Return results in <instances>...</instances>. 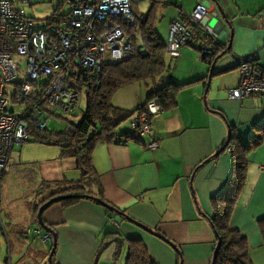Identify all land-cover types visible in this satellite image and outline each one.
Listing matches in <instances>:
<instances>
[{"label":"crops","instance_id":"obj_1","mask_svg":"<svg viewBox=\"0 0 264 264\" xmlns=\"http://www.w3.org/2000/svg\"><path fill=\"white\" fill-rule=\"evenodd\" d=\"M203 2L209 12L201 24L212 30L221 26L227 33L222 42L230 46L229 52L215 62L209 80V67L192 47H182L174 60L166 54L165 63L169 61L175 70L162 76L157 86L168 81L190 83L178 91L176 105L151 118V131L140 136L142 143L99 141L93 147L91 160L99 186L89 178L85 190L96 196L101 189L104 201L118 212L89 198L67 207L54 203L43 211L44 224L53 227L50 229L56 236L55 264H93L98 251L116 237L121 239L120 254L124 257L127 239L135 238L143 242L157 264H211L217 244L210 224L214 214L212 199L227 189L233 165L230 147L215 154L231 135L242 142L264 127V95L231 100L228 94L238 81L231 55L250 57L264 68V0ZM195 3L196 0L192 10ZM150 89L145 85L131 108L126 106L131 99L116 107L135 110ZM131 132L129 122L123 133ZM150 140L157 142L155 148L147 146ZM59 155L56 153L45 165L39 164L37 189L43 182L80 179L76 171L67 176L69 170H76L74 159ZM246 162L245 183L229 224L245 237L251 264H264L259 224L264 219V138L248 152ZM11 163L14 169L15 162ZM33 211L29 207L20 219L8 217L0 227V240L4 238L10 249L13 241L19 246L16 264H28V252L31 259L35 255L44 258V251L31 248L37 238L52 243L51 235L35 221ZM45 236L49 240H43ZM24 245L26 252L21 255ZM116 250L114 243L107 245L96 264H115L119 258L114 256Z\"/></svg>","mask_w":264,"mask_h":264},{"label":"built area","instance_id":"obj_2","mask_svg":"<svg viewBox=\"0 0 264 264\" xmlns=\"http://www.w3.org/2000/svg\"><path fill=\"white\" fill-rule=\"evenodd\" d=\"M69 10L51 13L46 27L35 28L34 19L13 2L0 0V179L13 169L11 155L53 121L62 123L79 107V71L97 80L102 67L129 59L133 48L129 35L115 23L133 26L138 19L131 0H62ZM209 9L196 0L194 9L183 20H173L167 32L166 54L171 59L191 38V26L201 28L216 42L217 34L201 21ZM211 54L207 48L203 50ZM231 55V54H230ZM237 59L238 81L228 90L231 100L264 95V73L253 60ZM161 110L152 98L145 109L130 120L135 134L151 131L150 118ZM149 148L157 142L150 140ZM43 240H49L48 236Z\"/></svg>","mask_w":264,"mask_h":264},{"label":"trees","instance_id":"obj_3","mask_svg":"<svg viewBox=\"0 0 264 264\" xmlns=\"http://www.w3.org/2000/svg\"><path fill=\"white\" fill-rule=\"evenodd\" d=\"M150 2L151 5L146 14L137 15L134 12L138 20L133 26H129L121 20H115V23L121 25V28L129 35L131 40L133 53L129 59L114 65H104L98 80L91 74L79 71L77 81L83 86L87 96L86 108L79 121L75 124H70L63 131H48V129H45L41 132H34L31 135L32 138L30 140L35 143L57 146L60 149V158L74 159L75 168L80 175L78 181L42 183L39 189L35 191V199L37 198V201L34 202L32 208L36 222H38V209L51 198L61 195H74L72 198L59 202L63 207L75 204L81 199L89 198L103 205L110 206L113 208L112 210L108 209L111 212H118L117 209L104 201L100 188L96 196L85 190L87 179L89 178L99 186L91 160L94 145L99 141L122 143L126 140H133L142 143L140 136L135 134L134 131L131 133H117L116 129L119 122L130 118L136 111L145 109L147 101L152 98L158 102L161 110L174 107L178 91L190 84L168 81L160 87L156 85L157 79L161 78L166 72V40L159 36L155 27L156 9L163 0H150ZM60 5L61 2L58 8L54 10V14L64 15V13L59 11ZM184 15L179 12L177 18L183 20ZM49 19L51 20L52 18L50 16L45 18L46 21ZM136 33H139L142 43L141 50L136 47ZM191 33V38L185 46L195 49L199 53L201 60L209 68L220 57L227 54L225 51L227 44L225 42H216L208 33L198 27L191 26ZM206 48L210 50L211 54L207 55L203 52ZM245 58L251 60L250 57H242V59ZM233 60L237 68V59L233 58ZM254 64L264 73V68H261L255 62ZM139 82L145 83L151 89L147 93L145 101L135 110L122 111L112 104V98L119 89ZM147 82L153 84L148 85ZM263 138L264 127L259 128V133L253 134L250 139L242 142L235 141L231 135L222 146L223 149L221 147L215 154L216 156L230 147L233 159L232 172L227 189L220 196L212 199L214 214L210 219V224L217 243L220 242V247L215 257V264H251L245 237L238 229L231 227L229 221L237 197L245 183L246 155L256 148ZM125 218L127 219L126 216ZM259 224L264 240V219H261ZM50 228L53 229L51 226ZM109 244L111 243L107 245ZM106 246L104 245L103 248L106 249ZM126 246L124 264H157L149 255L141 240L129 238ZM103 248L98 251L95 257L96 261ZM121 248L122 243L117 246V250L114 253L115 258L119 257ZM174 248L179 253L177 248ZM54 253L51 257V264H55L53 260Z\"/></svg>","mask_w":264,"mask_h":264},{"label":"rangeland","instance_id":"obj_4","mask_svg":"<svg viewBox=\"0 0 264 264\" xmlns=\"http://www.w3.org/2000/svg\"><path fill=\"white\" fill-rule=\"evenodd\" d=\"M13 2L14 8L23 9L25 14L34 19L35 28L46 27V20L51 13L58 8L59 11L65 13L69 10L68 6L63 3L62 0H9ZM131 5L134 12L137 15L146 14L150 8V0H131ZM194 6V0H163V2L158 5L156 9V18H155V27L159 36L165 40L167 39V30L169 27V22L176 19V16L179 12L189 14ZM136 47L138 50L142 49V43L139 37V33H136ZM173 67L169 61H166V72H171ZM175 68L173 69V71ZM172 71V72H173ZM158 78L156 85H159L161 82ZM148 85H152L151 82H147ZM145 83L139 82L132 86L122 88L119 90L112 99V104L116 107L122 101H129L131 99V104L126 105L128 108L134 106L135 102L138 100L139 95L143 91ZM86 91L82 89L80 91V102L77 110L66 117V120H63L62 123L53 121L47 126L48 131H59L65 130L70 124H75L79 121L82 113L86 108ZM124 98V99H123ZM141 98V97H140ZM131 120V117L119 122L116 132H124ZM32 136L30 137V139ZM20 147L14 150L12 153V162H15L14 169L10 173L3 175L0 179V227L6 224L8 217L10 220L20 219L23 215L29 210V207L32 211L34 204V195L37 187L39 185V178L37 177V169L40 163L46 164L45 162H50L54 159L55 154H59L60 149L55 146L39 145L33 140H30ZM17 163V164H16ZM77 170H69V174ZM37 175V176H36ZM37 179V180H36ZM29 203L31 205L28 207ZM53 207V206H52ZM21 216V217H20ZM43 216V215H42ZM43 218V217H42ZM3 228V227H2ZM43 233V232H42ZM45 233V232H44ZM2 236V235H0ZM52 243L42 242L38 238L36 243L32 245L34 250H42L45 253L44 258L40 256H33L30 258V253H27L28 258L31 261L26 263L28 264H49L48 255L51 250ZM18 244H12V247H8L5 239L0 240V264H16V254L18 249ZM20 253L21 255L26 252V246L24 245L23 250ZM124 254H120L119 258L116 260L115 264H124ZM26 261V260H25Z\"/></svg>","mask_w":264,"mask_h":264},{"label":"water","instance_id":"obj_5","mask_svg":"<svg viewBox=\"0 0 264 264\" xmlns=\"http://www.w3.org/2000/svg\"><path fill=\"white\" fill-rule=\"evenodd\" d=\"M213 31L217 34V40L219 41V42H222L224 39H225V37H226V35H227V33L226 32H224L223 30H222V27L220 26V27H216V28H214L213 29ZM229 50H230V46L228 45L227 46V48H226V52L228 53L229 52ZM216 62V61H215ZM215 62L211 65V67L209 68V73H208V80L211 78V76H212V71H213V68H214V65H215ZM222 149H223V147H222ZM72 197H74V195H61V196H56V197H53V198H51L50 200H48L46 203H44L39 209H38V211H37V220H38V223H39V225H40V227H42L44 230H46L50 235H51V238H52V248H51V251H50V253H49V256H48V262H49V264H51V257H52V255H53V253L55 252V249H56V236H55V233H54V231H52L49 227H47L45 224H44V222H43V220H42V213H43V211L47 208V207H49V206H51L52 204H54V203H58V202H60V201H62V200H64V199H68V198H72ZM103 205V204H102ZM107 209H110V210H112L113 208H111L110 206H107V205H104ZM128 219V218H127ZM129 220V219H128ZM130 221V220H129ZM136 225H138V226H140V227H142L141 225H139V224H137V223H135ZM142 228H144V227H142ZM145 229V228H144ZM146 231H148L149 233H151V234H153V235H157L156 233H154V232H152L151 230H149V229H145ZM158 236V235H157ZM110 243H114L115 245H119L120 243H121V239L118 237H116V238H114ZM219 247H220V242H218L217 243V245H216V247H215V251H214V254H213V257H212V260H211V264H215V257H216V253H217V251H218V249H219ZM93 264H96V260L94 261V263Z\"/></svg>","mask_w":264,"mask_h":264}]
</instances>
